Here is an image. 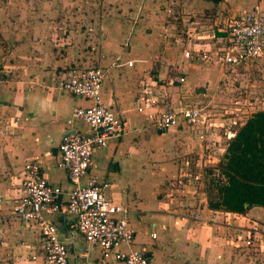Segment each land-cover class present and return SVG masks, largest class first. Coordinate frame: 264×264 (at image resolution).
Instances as JSON below:
<instances>
[{
  "label": "crops",
  "instance_id": "1",
  "mask_svg": "<svg viewBox=\"0 0 264 264\" xmlns=\"http://www.w3.org/2000/svg\"><path fill=\"white\" fill-rule=\"evenodd\" d=\"M254 8L264 14V0H0V264H42L37 223L17 219L11 209L22 167L33 158L50 185L70 189L57 168V146L65 134L90 136L73 116L89 102L58 89L75 67L103 71L100 103L126 124L123 137L93 149L90 169L99 182L108 183L105 198L127 210L134 235L121 250L142 253L148 264H264V207L241 215L215 211L211 221H197V213L210 220L205 191L193 187L186 196L168 187L175 178L184 180L193 160L196 169L208 164L213 170L236 129L264 110H221L237 98L232 72L238 73L242 98L264 101V55L230 70L185 58L178 34L186 32L191 54L210 51L207 35L218 33L216 26ZM62 16L64 26L59 25ZM106 34L117 37L115 42ZM255 75L261 80L252 86L255 81L249 79ZM141 97L157 100L159 107L195 106L211 118L205 125L159 132L136 112ZM137 183L146 184L141 195ZM46 218L69 264H122L102 260L97 248L87 247L72 216Z\"/></svg>",
  "mask_w": 264,
  "mask_h": 264
},
{
  "label": "built area",
  "instance_id": "2",
  "mask_svg": "<svg viewBox=\"0 0 264 264\" xmlns=\"http://www.w3.org/2000/svg\"><path fill=\"white\" fill-rule=\"evenodd\" d=\"M216 29L218 33L207 35L213 49L196 51L193 54L190 49L185 48L188 41L186 32L178 34L177 42L183 56L230 70L251 64L263 57L264 14L257 9L239 13L222 25L216 26ZM131 64L132 62H127L126 66L131 67ZM103 75V71L96 67H75L58 83V89L89 102V106L77 108L73 116L88 128L90 136L65 134L57 146V168L65 172L70 189L63 192L60 188L50 185L40 173L37 158L22 167L19 196L11 214L21 221L37 223L38 250L42 256V264H69L67 250L59 242L55 226L46 218L56 213L73 217L77 233L87 247L99 250L102 260L109 259L122 264H148L142 253L121 250V247L131 243L134 235L127 221V210L106 199L102 190L108 183L99 182L90 173L93 149L102 148L107 140L121 138L126 133L125 122L100 103ZM157 105V100L141 97L136 106V112L144 115L156 131L161 132L181 125H201L204 122L198 107L172 109ZM199 177V173H191L185 175L184 179L194 182L198 181ZM62 195L65 197L64 201L61 200ZM207 211L210 220L202 213H197L193 218L197 221H211L217 212L208 209ZM150 237L155 236L152 234ZM250 244L249 240L245 241V246Z\"/></svg>",
  "mask_w": 264,
  "mask_h": 264
},
{
  "label": "trees",
  "instance_id": "3",
  "mask_svg": "<svg viewBox=\"0 0 264 264\" xmlns=\"http://www.w3.org/2000/svg\"><path fill=\"white\" fill-rule=\"evenodd\" d=\"M206 174L208 210L241 215L252 207H264V110L253 112L236 129Z\"/></svg>",
  "mask_w": 264,
  "mask_h": 264
},
{
  "label": "rangeland",
  "instance_id": "4",
  "mask_svg": "<svg viewBox=\"0 0 264 264\" xmlns=\"http://www.w3.org/2000/svg\"><path fill=\"white\" fill-rule=\"evenodd\" d=\"M93 9H95V7L93 6ZM15 10H17V8H15ZM15 13H16V11H15ZM61 21H63V23H59V25L60 26H64V21L65 20H67V18L66 17H64V16H62L61 17ZM60 21V22H61ZM107 22H108V20H107ZM86 27V25H83V27ZM196 27H197V24H196ZM107 30H109L108 28L106 29V31ZM94 37H98V35H96V36H94ZM106 38H107V41H111V42H115L114 40H115V38H117V37H115V36H113L112 34L111 35H108V34H106ZM95 42L96 41H93V44H95ZM117 43H119V41L118 42H116V44ZM124 43V41H120V44H123ZM97 50V49H96ZM89 53H90V55H92V54H95L96 53V51L94 50V51H89ZM99 53V52H98ZM232 72V71H231ZM222 74H224V72H222ZM257 75L259 74L258 72L256 73ZM230 82H232L231 83V85H233L236 89H237V91H236V95H237V98H235V100H232V99H230V103H227L226 104V106L224 107V109H221V110H225V111H228L229 110V108H242V109H246V108H253V107H259V108H262V107H264V106H262V105H260V103H264V101H263V99H253L251 96H249L248 98H247V96L245 95V98H242L244 95H241L240 94V92H242V89H238V73H235V72H232V73H230ZM251 82H253V81H255V83H252V86H256L255 84L257 83V81L259 82L261 79L260 78H258V76H256L255 75V77H253V78H251V79H249ZM255 88V87H254ZM254 88L252 89V90H254ZM259 89L261 88V87H258ZM242 98V99H240L239 100V98ZM237 102H240L239 104H237ZM234 103H235V105H234ZM209 112V109H207L206 110V114H209L208 113ZM206 119H210L211 118V116H208V115H206ZM203 119H205V116H203ZM205 119V120H206ZM208 124H211V123H209L208 122ZM201 125H205V121L204 122H202V124ZM203 146H205V145H207V143H206V141H202V143H201ZM208 149H202V154L203 155H207L208 154V151H207ZM193 162V164L195 163V160H193L192 161ZM193 164H191L190 166H191V168H190V172L188 173L187 171L185 172V173H183V174H200V177H199V180L198 181H194V182H191V181H188V180H180L181 181V183H179V181L178 180H176V178L174 179V180H172L171 182H170V184L168 185V187H169V189H171V190H176V191H178V192H183L186 196H187V194L189 193H191V192H193V190H194V188H196V189H198V190H200V191H205V189H206V186H207V184H208V181H209V178H208V176H207V172H208V170L210 169L209 167H208V164H206L205 166H202V169H196L195 167H194V165ZM199 170V171H198ZM202 173V174H201ZM182 174V173H181ZM134 179V178H133ZM138 182V181H137ZM193 183V184H191V183ZM194 187V188H193ZM135 189H136V191H138L139 192V194L141 195L142 193H140V192H144V191H146V184L145 183H142V186L141 187H139V183H137L136 185H135ZM186 192H188V193H186ZM174 194V193H173ZM176 194V193H175ZM210 194H212V193H210ZM173 196H176V198H178L177 197V195H173Z\"/></svg>",
  "mask_w": 264,
  "mask_h": 264
}]
</instances>
